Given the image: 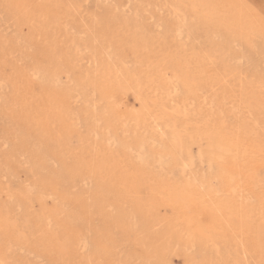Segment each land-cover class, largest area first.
I'll return each instance as SVG.
<instances>
[{
    "label": "rangeland",
    "instance_id": "obj_1",
    "mask_svg": "<svg viewBox=\"0 0 264 264\" xmlns=\"http://www.w3.org/2000/svg\"><path fill=\"white\" fill-rule=\"evenodd\" d=\"M210 1L215 16L241 14L247 34L229 51L184 1L0 0V264H264V0ZM184 16L199 26L188 36ZM195 70L193 96L172 89ZM175 127L192 144L184 172L143 168L107 135ZM211 138L234 148L208 187Z\"/></svg>",
    "mask_w": 264,
    "mask_h": 264
},
{
    "label": "bare ground",
    "instance_id": "obj_2",
    "mask_svg": "<svg viewBox=\"0 0 264 264\" xmlns=\"http://www.w3.org/2000/svg\"><path fill=\"white\" fill-rule=\"evenodd\" d=\"M171 1H173V0H171ZM179 1L180 2H183L184 1V4L185 5L184 6L182 5V6L183 7L188 6L192 10V11L190 10V12H191L190 17H193L192 16V14H193L194 17H196L197 20H202L203 18L207 17L208 19H210L212 21V29H214V33L216 34V36L218 38H222L223 37L225 39L223 41V43H222V47L225 48L227 51H229L230 48H231L230 47L231 40L232 41H236V39L239 38L240 36H244L245 34H247V33L244 32V30L242 28V22H241V17H240L241 14L240 15H235V14H230V13L227 14L226 12L228 11V9H226L227 11H225V13L229 17H231V19L230 20H225V19H223L221 17L222 15L215 16V14L213 15L212 13H210V10H209V7H208L209 5H212V3L211 4L209 3L210 0L209 1L208 0L203 1L201 3V5H202V8L201 9H200V7H199V9L196 7L195 0H179ZM174 4H176V3L174 2ZM177 4H176V6H177ZM178 6H179V4H178ZM213 6H214V4H213ZM178 9H180V8L178 7ZM215 9L218 10L217 7ZM215 9H214V11H215ZM229 12H231V11H229ZM187 14H188V11H187ZM114 20L115 19L110 18V19H108V23L109 24L110 23L111 24H114V22H115ZM130 20H128V21H130ZM125 21H126V19H125ZM110 26H112V25H110ZM110 28L107 29V30L109 31ZM198 29H199L198 24L197 25L196 24H193L192 21H190L189 19L185 18V16H184L181 20H179L178 25H177V28L175 30L178 31V33H179L180 36L181 35L188 36L194 30L197 31ZM106 32L104 31L103 34L105 35ZM135 37H137V36L136 35H133V39ZM117 55L118 56H121L122 54L121 53H118ZM185 72H186L185 74L187 76L186 77V80H184V81L183 80H177L176 84L173 86L172 89L174 91L180 90L182 93H184L189 98V96H193L195 94V91L198 90V89H195L192 86L193 85L192 83H193V81L196 83L195 79L197 80V78H198L197 75L198 74L200 75L201 71L200 70H197V71L195 70V71L192 72L193 75H192V73H190L188 71H185ZM36 73L39 75L40 78L45 79L48 82L49 81H53L54 79L56 81V79L61 78V77H59V73L54 72L50 67L39 68ZM38 75H36V76H38ZM181 76H183V75H181ZM55 81H53V82H55ZM76 83H77L78 86H82L83 85V87L85 88V87H87V86L90 85V79L88 78L86 80V78L85 79L84 78H79V79L76 80ZM3 84H4V82H3ZM1 87H2V85H1ZM67 92L68 91L65 90V89H64V91H60V93H61V95L63 97H65V95H67ZM175 94L176 93H174V95ZM61 98H60V101H58V102L63 107V105H64L63 104V102H64L63 99L64 98H62V99ZM100 98H102V97H100ZM100 98H99V100H100ZM103 99H105V97ZM253 100H255V99H253ZM106 109H107V112L110 115V117H115L116 116L117 110H116V108L114 106H108V107H106ZM91 114L93 116L94 115V112H92ZM175 125H176V123H175ZM182 126L183 125H181V127ZM41 128H43V124H39L38 125V129H41ZM158 128H159V126H158ZM161 130H160V132H161ZM162 133L166 134L167 137H163V136H166V135L161 136L158 133H157V135L151 134L149 137L143 136V137L140 138V140L136 141V143H130V144H126L125 142H123V140L117 139L115 137V135L112 133L111 130H108L107 135H108V138L109 139H113L114 140L115 145H117V146L124 145L127 149H129L131 151H135L136 154H137V157H136L137 158V162L143 168H144V166L145 167H148V166H153V165L156 164L158 166H162V167H164L166 169H169L170 171L173 170V169H175V168H177V169L179 168L181 172H184L186 170V167L188 168V166H191V165L194 166L195 162L193 161V153L191 151V145H192L190 143L191 140L188 141L187 137H185V135H184V131L182 129H179V128L175 127L173 130L169 131L168 133H165L164 131H162ZM201 140H202V138H201ZM209 141H210L209 142L210 148L207 149V150H205V149L204 150L209 155V162H210V166H211L210 168H211V170H210V173L209 174L202 175L200 177L199 182L201 181L203 186L211 187V184H210L211 179L212 178L219 179L222 176L221 169H220V167L218 165V159L220 157L226 156L228 153H230L233 150L234 146H233V143H231V142L229 143L228 140L221 139V138H211ZM58 143H59V145L62 144L61 142H58ZM235 145H237V144H235ZM157 149H161V150L158 151ZM200 149L201 148H199V152L201 153ZM200 153H199V155H200ZM200 156H203V155L201 154ZM107 165H108V161L107 162L106 161H101L99 163V165H97L98 166L97 168L100 169L102 167H106ZM64 166H66V164ZM205 166H208V165H205ZM66 168H68V167H65V169ZM137 178H138V175H136V179H135L136 184H137ZM173 192H171V193L175 196V194ZM172 194H171V196H172ZM184 194H186V193L183 192L182 194H179V196H178L177 199H179V197H180V200L179 201H181V200H184V198H187L186 196L184 197ZM188 198H190V196ZM191 198H194V197H191ZM174 201H176V200H174ZM182 202H185V201H182ZM186 203H185L186 204L185 205V208H186V206H189L188 205V202H186ZM189 204H191V203L189 202ZM188 209L191 210V208H188ZM144 211H145L144 209L138 208L137 211L135 212V218L140 223L139 224L140 227L142 226L143 230L146 231L148 229V227H147V224H146V217H145V212ZM200 212H202V210H200ZM242 224H243V222H242ZM263 230H264V226L260 229V233ZM64 243L65 242H63V244ZM106 243L107 242L102 243V245H100L99 249L101 251L106 252L108 250V245ZM85 245L87 247H89V248H92L91 246L95 245V243H90V242L87 241V242H85ZM64 247H66V246H64ZM157 255H158V253H157Z\"/></svg>",
    "mask_w": 264,
    "mask_h": 264
}]
</instances>
